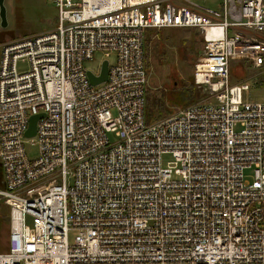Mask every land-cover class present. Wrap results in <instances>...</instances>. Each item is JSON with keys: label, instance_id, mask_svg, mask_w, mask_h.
Masks as SVG:
<instances>
[{"label": "built area", "instance_id": "1", "mask_svg": "<svg viewBox=\"0 0 264 264\" xmlns=\"http://www.w3.org/2000/svg\"><path fill=\"white\" fill-rule=\"evenodd\" d=\"M53 2L56 28L1 45L0 264H264V101L230 80L233 60L264 64V0ZM165 28L202 34L194 83L206 95L148 123L146 30Z\"/></svg>", "mask_w": 264, "mask_h": 264}, {"label": "rangeland", "instance_id": "2", "mask_svg": "<svg viewBox=\"0 0 264 264\" xmlns=\"http://www.w3.org/2000/svg\"><path fill=\"white\" fill-rule=\"evenodd\" d=\"M204 3L211 5V1ZM4 4L7 9V23L2 27L0 18V60L3 42L56 28L59 13L53 0H4ZM146 37L150 39L147 47L146 88L149 97L153 94L161 100L165 115H170L186 105L204 101L206 94L201 92L194 83L195 63L204 48L202 34L194 29L165 28L146 30ZM103 59V54L97 52L95 60L87 61L86 66L97 69ZM108 59L113 63L114 54ZM29 68L28 60L19 61V71H26ZM230 74V80L233 83L249 85V90L244 92L245 100L264 101V64L255 67L246 59L235 60L231 62ZM194 93L197 94L195 97ZM159 115L160 112H154V117ZM26 150L30 158H36L39 155V147L34 137L26 144ZM171 159V155H165L164 163ZM0 164L4 179V167L1 161ZM2 203L8 208L4 200ZM9 231L10 223L9 228L0 229V252L2 253L7 252L10 246ZM77 236L78 230L70 231L69 240L72 244L76 242Z\"/></svg>", "mask_w": 264, "mask_h": 264}, {"label": "trees", "instance_id": "3", "mask_svg": "<svg viewBox=\"0 0 264 264\" xmlns=\"http://www.w3.org/2000/svg\"><path fill=\"white\" fill-rule=\"evenodd\" d=\"M148 40H150V39H148L146 37V42H145V48H146V67H148L147 66V47H148V43H149ZM233 61H235V60H233ZM230 77H231V74H230ZM231 83L232 84H237V83H233L232 80H231ZM195 95H197V94L194 93V97H195ZM163 107H164V105L161 103V100H159V98H156V96H153V94L150 97L148 96V89H147V91H146V120H147V122L148 123H152V122L158 121V120H160V119L168 116L169 114H166L165 115V113H164L165 111H162V110H164ZM155 111L160 112V115L158 117H154V112ZM2 202L3 201H0V229L2 227H4V228H7L8 227L9 228V223H10V210H9V206H8V208L6 206L4 207V205H3ZM7 234H8V229H7Z\"/></svg>", "mask_w": 264, "mask_h": 264}, {"label": "water", "instance_id": "4", "mask_svg": "<svg viewBox=\"0 0 264 264\" xmlns=\"http://www.w3.org/2000/svg\"><path fill=\"white\" fill-rule=\"evenodd\" d=\"M0 18H1V25L2 27H4L7 23V9L4 4V0H0ZM108 72H109V62L104 61L102 64L100 75L96 76L92 72H89L91 83L93 85H97L99 83L106 81L108 78ZM42 116H44V113L35 114L30 117L29 127L26 131V137L31 138L36 135L37 122ZM0 167H1V164H0ZM5 188H6V185L3 180V176H2V172L0 168V189H5Z\"/></svg>", "mask_w": 264, "mask_h": 264}, {"label": "bare ground", "instance_id": "5", "mask_svg": "<svg viewBox=\"0 0 264 264\" xmlns=\"http://www.w3.org/2000/svg\"><path fill=\"white\" fill-rule=\"evenodd\" d=\"M219 31V29H213V30H211V32H218ZM145 42H146V40H145ZM145 61H146V51H145ZM4 180V179H3ZM61 210V209H60ZM65 214V211L63 212V215ZM75 228H72V229H70L69 230V232H68V240H69V233H70V231L71 230H74ZM77 230V229H76ZM78 234H79V231H78ZM10 240H11V223H10V231H9V244H10ZM69 242H70V240H69ZM71 243V242H70ZM72 244V243H71ZM75 244V243H74ZM9 248H10V246H9ZM9 250V249H8ZM0 253H2V252H0ZM110 262V261H109Z\"/></svg>", "mask_w": 264, "mask_h": 264}, {"label": "crops", "instance_id": "6", "mask_svg": "<svg viewBox=\"0 0 264 264\" xmlns=\"http://www.w3.org/2000/svg\"><path fill=\"white\" fill-rule=\"evenodd\" d=\"M196 30V29H195ZM198 31V30H197ZM199 32V31H198ZM200 33V32H199ZM187 106V105H186ZM172 114V113H171Z\"/></svg>", "mask_w": 264, "mask_h": 264}]
</instances>
